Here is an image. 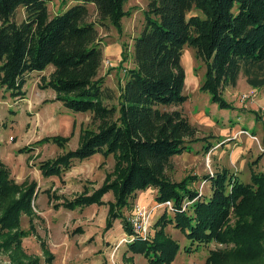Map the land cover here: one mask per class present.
I'll use <instances>...</instances> for the list:
<instances>
[{
	"label": "trees",
	"instance_id": "obj_1",
	"mask_svg": "<svg viewBox=\"0 0 264 264\" xmlns=\"http://www.w3.org/2000/svg\"><path fill=\"white\" fill-rule=\"evenodd\" d=\"M50 1L0 0V86L23 97L30 72L52 65L44 78L55 89V99L71 110L92 112L94 125L84 128L81 144L47 158L41 164L45 172H61L76 157L97 151L117 157L114 172L101 187L62 202L88 204L112 189L107 226L122 217L125 229L132 232L123 208L137 190L156 187L155 199L170 201L174 214L165 211L155 239L131 242L135 251L142 250L157 263L173 261L180 244L166 232L170 221L184 229L192 243L222 244L209 250L206 264H264V173L254 171L250 182L225 167L177 180L168 173L174 155L191 151L199 139L196 125L181 108H173L188 98L184 47L193 45L205 61L202 90L222 106L229 104L224 89L236 85L241 74L249 83L263 85L264 0H149L132 52L122 50L121 64L130 55L132 64L124 68L117 95L100 75L104 56L98 25L122 30V18L132 13L125 8L128 0H78L55 14ZM90 4L98 13L96 19L90 18ZM21 6L25 17L18 20L15 13ZM193 8L199 11L190 14ZM114 98L117 101H110ZM205 140L207 151L212 144ZM199 178L210 179L211 192L204 194L193 186ZM36 190V183L16 182L10 167L0 161V250L11 251L13 264L52 262L49 252L42 259L23 245L24 237L36 230ZM24 213L30 217L28 228L22 226Z\"/></svg>",
	"mask_w": 264,
	"mask_h": 264
},
{
	"label": "rangeland",
	"instance_id": "obj_2",
	"mask_svg": "<svg viewBox=\"0 0 264 264\" xmlns=\"http://www.w3.org/2000/svg\"><path fill=\"white\" fill-rule=\"evenodd\" d=\"M148 1L128 0L125 8H131L132 13L122 18V30L117 25H98L104 56L100 75H105L113 95L119 93V83L124 82V68L132 64L131 55L121 64L122 50L127 48L128 53L132 52L133 38L143 27V8ZM76 2L78 0H70L62 4L61 0H52L50 12L63 11ZM198 11L193 8L190 14ZM15 17L22 20L25 8L19 7ZM90 18H98L94 4H90ZM182 54L186 69L184 93L188 98L173 108H181L196 125L195 135L199 139L193 143L191 151L174 155L168 173L177 180L192 173L213 174L225 167L244 182H250L254 171L264 173V84L253 85L241 74L236 85L224 89L223 96L229 104L222 106L208 91L202 90L207 67L205 61L197 57L195 47L187 44ZM52 69L49 65L42 71H31L23 97L0 86V161L10 167L16 182L36 183L37 188L36 230L24 237L23 245L28 253L40 255L42 259L45 252L52 254L51 264H162L131 246V242L155 239L165 221H162L165 211L169 216L174 214L172 203L155 199L156 187L137 190L129 197V205L123 208L129 220L138 203L151 213L144 235L135 232L133 227L132 232H128L122 217L107 226L110 199H114L112 189L101 195L100 200L88 204L70 206L62 202L101 187L107 174L114 172L117 163L114 152L97 151L83 159L76 157L71 167L61 172H45L43 165L41 167L47 158L78 147L84 128L94 125L90 110H71L53 97L55 89L46 85L44 78ZM242 94L248 96L243 99ZM55 136L58 139H54ZM205 138L212 144L207 151L203 147ZM210 182V179L199 178L193 186L207 194L212 190ZM22 217V226L28 228L30 217L25 213ZM165 227L180 244L175 259L169 264H206L209 250L222 245L216 240L192 243L186 231L170 221ZM127 235L130 239L123 240ZM10 257V250H0V264H13Z\"/></svg>",
	"mask_w": 264,
	"mask_h": 264
},
{
	"label": "built area",
	"instance_id": "obj_3",
	"mask_svg": "<svg viewBox=\"0 0 264 264\" xmlns=\"http://www.w3.org/2000/svg\"><path fill=\"white\" fill-rule=\"evenodd\" d=\"M243 99L248 96V94H242ZM169 203H171L169 201ZM172 206V204H171ZM133 216L130 218V222L132 227L134 228L135 232H138L142 235L145 234V232L148 230V224L150 220V214L141 204H136L134 211H133ZM126 238L129 240L130 236L127 235L125 236L123 240H126Z\"/></svg>",
	"mask_w": 264,
	"mask_h": 264
},
{
	"label": "crops",
	"instance_id": "obj_4",
	"mask_svg": "<svg viewBox=\"0 0 264 264\" xmlns=\"http://www.w3.org/2000/svg\"><path fill=\"white\" fill-rule=\"evenodd\" d=\"M55 95H56V92H54V95H53V97H55Z\"/></svg>",
	"mask_w": 264,
	"mask_h": 264
}]
</instances>
